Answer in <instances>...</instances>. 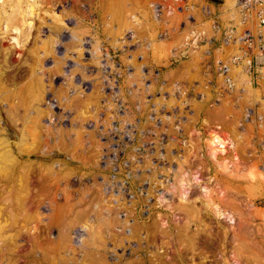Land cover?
Returning a JSON list of instances; mask_svg holds the SVG:
<instances>
[{
    "label": "rangeland",
    "instance_id": "374dc122",
    "mask_svg": "<svg viewBox=\"0 0 264 264\" xmlns=\"http://www.w3.org/2000/svg\"><path fill=\"white\" fill-rule=\"evenodd\" d=\"M37 1L0 17V264H264V66L231 61L234 0L224 25L222 0Z\"/></svg>",
    "mask_w": 264,
    "mask_h": 264
},
{
    "label": "bare ground",
    "instance_id": "6f19581e",
    "mask_svg": "<svg viewBox=\"0 0 264 264\" xmlns=\"http://www.w3.org/2000/svg\"><path fill=\"white\" fill-rule=\"evenodd\" d=\"M25 1L26 0H24V1H22V0H0V17L2 16L1 14H5V12H6V15L4 16L5 18H6V21L9 19V14H10V12H12L13 11V9L15 8V7H18V8H20L22 5H23V2H24V4H26L25 3ZM30 1V0H29ZM36 1V0H35ZM34 0H33V2H35ZM40 0H38L37 2H39ZM22 7H24V6H22ZM22 15V14H21ZM22 17V16H21ZM1 20V19H0ZM22 20V19H21ZM1 23V22H0ZM255 23V22H254ZM5 24H7V23H5ZM255 25H256V23H255ZM6 26V25H5ZM257 26V25H256ZM260 30H261V32H262V34L264 35V26L263 27H261L260 28ZM256 31V30H255ZM228 141V140H227ZM206 142H207V146L209 147V152L208 153H210V155H211V160L213 161V162H217L218 160H217V158H218V154H222L223 152H225L226 151V149H225V140L217 133V132H212L211 133V135L209 136V138H208V140H206ZM229 142V141H228ZM225 143V144H224ZM234 155V154H233ZM202 157V156H201ZM203 158V157H202ZM209 158V157H208ZM180 159V158H179ZM178 159V160H179ZM184 159V158H183ZM177 160V159H176ZM180 161H181V159H180ZM180 161H178V163H183V160L180 162ZM177 163V164H178ZM202 164V163H201ZM181 165L182 164H179L177 167H176V170H174V172H173V174H174V180H176V182H177V184H176V187L175 186H173V184H172V186H171V188H170V205H171V202H173L172 200V197L171 196H173V194H175L176 196V200H177V203H176V207H175V209H179L180 210V212L183 214V217H185L186 218V222H187V225H188V222L189 221H196L197 222V224H199V222H201V221H203V219L199 216V210L196 208V207H194V204H193V202H191V199H189L188 198V196H190V192L187 194V192H186V190H185V184L187 183V182H189V178H187V177H184L183 175H184V172H183V170H181L180 171V168H181ZM223 165V164H222ZM218 166V165H217ZM223 167V166H222ZM197 168V167H196ZM207 168V167H206ZM173 169V168H172ZM195 169V168H194ZM198 169V168H197ZM211 169V168H210ZM195 172V171H194ZM180 173H183V174H180ZM197 173V172H196ZM211 173V172H210ZM220 173V172H219ZM189 175V174H188ZM195 175H197V174H195ZM194 175V176H195ZM213 175V174H212ZM230 175V174H229ZM228 175V176H229ZM234 175V174H233ZM185 176H186V174H185ZM219 176V175H218ZM220 177V176H219ZM223 177V176H222ZM192 178H194V177H192ZM197 177H195V179H196ZM214 179H215V176L213 177ZM224 178V177H223ZM226 179V178H225ZM228 179V178H227ZM197 180V182H198V178L196 179ZM222 180V179H221ZM231 180V179H230ZM194 181V180H193ZM223 181V180H222ZM232 181V180H231ZM234 181V180H233ZM232 181V182H233ZM192 182V181H191ZM194 182H196V181H194ZM224 183H226V182H224ZM197 184V183H196ZM222 184H223V182H222ZM231 184V183H230ZM223 185H225V184H223ZM228 185V184H227ZM235 185V184H234ZM187 186V185H186ZM226 186V185H225ZM225 186L223 187V188H225ZM236 186V185H235ZM228 187V186H227ZM233 187V186H232ZM237 187V186H236ZM231 188V187H230ZM226 189H229V188H226ZM231 189H233V188H231ZM230 189V190H231ZM234 189H236V188H234ZM202 190V189H201ZM200 190V191H201ZM204 190V189H203ZM202 190V191H203ZM194 191V190H193ZM199 191V192H200ZM238 191V190H237ZM237 191H235V192H237ZM197 192H198V189H197ZM197 192H195V193H197ZM192 193V192H191ZM194 193V192H193ZM205 194L207 193V190L204 192ZM239 193V192H238ZM202 194V193H201ZM208 194H209V191H208ZM188 195V196H187ZM199 195V194H198ZM207 196V195H206ZM208 197V196H207ZM198 200V199H197ZM196 202V201H195ZM238 203V202H237ZM203 205V209H208V210H210V212L213 214V215H215L217 218H221V217H223V216H226L227 217V220L228 221H231V216H227V215H225L224 214V212L219 208V205L217 204V203H211L210 202V200H208V201H206L205 202V200L202 202V204H201V206ZM201 206H199V207H201ZM198 207V208H199ZM172 207H170V209H171ZM202 209V210H203ZM225 210V209H224ZM205 213V212H204ZM207 213V212H206ZM237 213V212H236ZM207 215V214H206ZM212 215V216H213ZM205 216V215H204ZM209 216V215H208ZM211 216V215H210ZM222 219H224V218H222ZM232 222V221H231ZM190 223V222H189ZM219 224V223H218ZM186 226V225H185ZM251 228V227H250ZM186 229H184V230H182L181 232V235L180 234H178V235H180V237H182V239H184L185 237H188L187 235H186ZM233 233V232H232ZM246 233V232H245ZM241 235V234H240ZM247 235V234H246ZM245 236V235H244ZM243 236V237H244ZM187 242H188V240H187ZM236 243V242H235ZM249 244V243H248ZM248 248V247H247ZM261 259V258H260Z\"/></svg>",
    "mask_w": 264,
    "mask_h": 264
},
{
    "label": "built area",
    "instance_id": "2783aa9c",
    "mask_svg": "<svg viewBox=\"0 0 264 264\" xmlns=\"http://www.w3.org/2000/svg\"><path fill=\"white\" fill-rule=\"evenodd\" d=\"M234 4L238 23L245 28L242 29L240 36H235L236 42L243 48L239 53L241 55L233 56L231 61L238 63L241 60L247 67L252 60L257 69L261 68L264 66V35L261 31H250L246 25L253 21L258 27L264 26V0H234ZM227 31L230 37L232 32ZM226 81L228 82L229 78H226Z\"/></svg>",
    "mask_w": 264,
    "mask_h": 264
},
{
    "label": "crops",
    "instance_id": "0c3cea01",
    "mask_svg": "<svg viewBox=\"0 0 264 264\" xmlns=\"http://www.w3.org/2000/svg\"><path fill=\"white\" fill-rule=\"evenodd\" d=\"M216 11H217V17H225V16H228V18L227 17H225V18H220V20H219V22L220 23H222L223 25L224 24H227L226 22H228V20H230V19H233L234 17H233V15H234V13L232 12V5L230 6L229 4H227L226 2H225V0H222V2L220 3V5H218L217 7H216ZM230 18V19H229ZM249 29H250V31H252V32H256V31H261L260 30V28L261 27H258V26H256L255 25V23L253 22V21H251V22H249L247 25H246ZM256 30V31H255Z\"/></svg>",
    "mask_w": 264,
    "mask_h": 264
}]
</instances>
